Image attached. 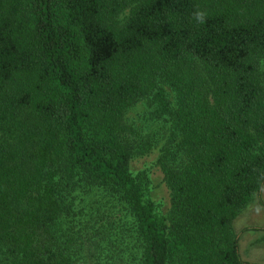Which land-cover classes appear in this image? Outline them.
<instances>
[{"label": "trees", "instance_id": "obj_1", "mask_svg": "<svg viewBox=\"0 0 264 264\" xmlns=\"http://www.w3.org/2000/svg\"><path fill=\"white\" fill-rule=\"evenodd\" d=\"M263 59L264 0H0V264H260L232 221L264 183ZM140 99L164 214L129 169Z\"/></svg>", "mask_w": 264, "mask_h": 264}, {"label": "rangeland", "instance_id": "obj_2", "mask_svg": "<svg viewBox=\"0 0 264 264\" xmlns=\"http://www.w3.org/2000/svg\"><path fill=\"white\" fill-rule=\"evenodd\" d=\"M260 71L264 75V59L260 63ZM168 99H171L169 93ZM125 119L139 136H150L153 143L156 142L146 153L134 155L130 159L129 169L132 175L139 170L145 171L148 180L146 196L152 200L156 211L159 214H164L168 208V191L161 181V172L155 164L159 146L163 142V121L161 118H155L153 109L147 105L145 99H140L129 107L125 112ZM110 219L119 222L124 218L121 212L116 211ZM232 229L237 235L240 257L245 261L264 264V183L260 192L253 195L252 199L233 219ZM89 231L93 232L94 230L90 228ZM105 249L106 246L103 245L102 252ZM126 251L123 252L124 256ZM128 262L124 260L118 261L116 264H128Z\"/></svg>", "mask_w": 264, "mask_h": 264}]
</instances>
